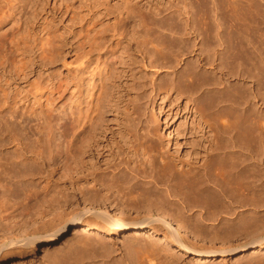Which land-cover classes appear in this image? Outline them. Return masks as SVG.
<instances>
[{
	"label": "bare ground",
	"instance_id": "6f19581e",
	"mask_svg": "<svg viewBox=\"0 0 264 264\" xmlns=\"http://www.w3.org/2000/svg\"><path fill=\"white\" fill-rule=\"evenodd\" d=\"M124 1L127 17L121 13L106 26L95 24L72 43L69 114L57 112L55 131L47 137L40 126L33 132L32 123L20 124L26 139L41 135L35 154L13 138L26 165L52 147L67 172L40 192L34 186L40 172H17L26 165L0 156V228H37L2 240L0 264L81 229L86 239L75 241L78 251L102 249L92 259L100 251L115 254L113 239L131 234L121 244L130 250L127 264H183L182 258L215 264L264 252V0ZM26 2L0 0V32L24 27L34 16ZM9 44L0 40V61L9 55L22 67L27 51ZM31 50L35 60L38 45ZM143 105L152 108L155 125L139 137L133 123ZM28 152L35 156L26 157ZM122 164L135 165L128 171L136 181L125 170L115 174ZM7 179L23 183L24 199L15 201L18 194ZM65 207L49 227L35 226ZM77 255L69 264L88 260ZM58 257L49 259L72 260ZM250 264H264V258Z\"/></svg>",
	"mask_w": 264,
	"mask_h": 264
},
{
	"label": "rangeland",
	"instance_id": "374dc122",
	"mask_svg": "<svg viewBox=\"0 0 264 264\" xmlns=\"http://www.w3.org/2000/svg\"><path fill=\"white\" fill-rule=\"evenodd\" d=\"M26 5L27 12H34V16L28 20L26 25L24 27L21 23L13 26L10 25L4 28L2 32H0V40H3L5 42L6 47L9 48V43L12 42L14 43L15 47H18L16 49H21L20 53H22L23 50L27 51L25 54L27 62L22 67L15 66V64L13 63L14 58H11L9 55L7 57H3L5 56V54L1 55L3 59L2 61H0V129L2 130L0 134V156L9 159L10 162L15 161L19 164L24 163L25 165L26 162H23L25 158L24 156H21L22 151L19 150V146L17 145V143L13 142V138L17 137L19 139V144H22L21 146L27 148L29 151H33L35 154L36 152H38V150L36 149L35 141L38 136L41 135L32 137L29 140L26 139L20 128V124L22 122L32 123L31 130L33 132L37 127L40 126L45 130L46 133L43 134V136L47 137V133H49L50 130L55 131V116L57 115V112H65L66 115L70 112V108L72 105V90L68 63H70L71 56L73 55L72 43L78 39L79 35L82 36L79 38H83V36L93 26L97 25L100 27L101 25L106 26L109 23H113L114 18L121 16V13L122 15H124V17H127V14H125L127 13V11L125 9L128 8V5L124 0H27ZM33 44L38 45V53L35 60L31 58L33 54L31 50ZM141 107V112H143V115L139 119V121L136 120L137 122L135 121L133 123L134 130L139 137L145 136L148 128L150 129V127H153L155 125L151 114L152 108L150 106L148 108H145L144 105ZM50 135L52 136V134ZM42 150L44 152L43 156L42 158L38 159V161H29L27 162V165L25 167H20V165H18V167L16 168L17 172H19V168H22L23 170L26 168H33L36 173L40 172V174L37 175L34 180V186H36L40 192H43L44 188L47 185H49L48 187H50L51 189L52 187L54 188V186L56 185L55 182L62 177L64 172H67L66 168H63V164H61V166L59 167L60 163H58V160L55 158L54 153H51L52 147L51 149L44 148ZM32 156L35 155L29 152L26 155V157L28 158ZM121 158L116 160L117 164H119L123 159ZM43 162L44 167H39L43 165ZM134 166L135 165L132 164L129 165L128 168L127 165H124L123 167L122 164L120 170H122L123 173H121L122 171H117V173L115 174H124L126 171L127 173L125 174L126 177L128 176L127 179L130 180L131 177L133 181H136L135 176H133L132 173L129 176V171L131 170L130 167L132 168ZM112 171L110 172L111 174H109V172L107 171L108 175H111L110 178L113 177L112 175L114 174V172L112 174ZM101 173L98 172V176L102 175ZM7 180L8 184H11L15 189L16 195L18 194L17 196L14 195L15 198H17V200L14 198L15 201L19 202L20 199H24V193L21 189L23 183L21 182V184L20 182H18L19 179H14L15 181L10 179ZM137 186L139 188L140 184H137ZM129 188L131 189V187ZM0 193V196H2V194L4 195L3 190L1 189ZM7 194L8 193H5L6 198L8 197ZM5 196H3V198H5ZM50 198H47V200L49 201ZM14 199L12 198L11 200L13 201ZM51 199L47 203L48 205L51 203ZM173 202L175 203V201ZM63 208H60L59 210L57 209L56 212H52L42 220H38L35 226H43V228L41 229H45V226L49 227V225H51V223L53 224V222L55 221L56 215L61 214L64 210L66 211L69 207H65V209ZM106 208L109 209L111 213H115V211H112L110 207L108 208L106 206ZM69 211H67V213ZM125 212L124 213L126 215L131 214L132 216H136V213L133 210L128 211V213L125 210ZM199 213L200 212L195 214V217ZM221 226L222 225L220 224L218 228H220ZM33 227L34 225H29L27 226V228H23V230L21 229V227H17V231L14 229L9 231L7 229L8 227L6 228V226L3 225V227H1L2 229L0 228V242L2 240H8L12 238V236L20 237L25 236V234L29 235L28 233L32 234L37 229L36 227H34L35 230H33ZM82 230L83 229H81L77 235L71 232L70 235L67 236L65 240H63L59 244L52 245L51 247L46 248L48 249V251L46 249H39L37 252H30L22 255L13 254V257L7 258L1 264H52V262L53 264H55L53 260L55 259V256L57 258L59 255L60 258H62L63 256L67 257L69 255L71 259L74 255L75 259V254L77 255V253H79L80 255L78 254L77 256H82V253H84L81 252V249H83L84 247H78L80 248L79 251L77 249V246H75L76 248L74 247V243L77 239H86L83 236ZM88 233H90V235L92 234V232ZM129 235L131 234H128L126 236L128 237ZM141 236L143 237V239L144 237L145 239L148 237L146 232H142ZM95 237L93 235L90 236L92 241H94ZM127 237L120 236L113 239L114 241L112 240L113 243H116L118 248H116V252L114 251L115 254L113 255L107 253L104 255L105 252L100 251L98 255L100 254L102 256L101 253H103V256H97V258L94 257L92 259L91 257L94 256L93 254L95 253V251L100 250L101 248L99 249L96 247L97 249H95V246L90 245L89 247L94 248V250L91 248V251L88 246L87 249L85 247V249H83L82 251H85L86 254L84 253L83 255L86 256L82 257L83 259H86V257L88 256L89 261L84 260L83 263H79L105 264L107 262L106 264H112L115 261V263H118L117 261H121L120 263L127 264L129 262L126 259L129 257L127 253L129 252L128 254H130V250L122 248L123 245H121L123 240L126 241ZM96 240L97 239H95V241ZM117 240L118 242H116ZM202 243H204L205 245H210L207 240H204ZM70 246L74 247L78 251L75 254L71 253L72 256L68 253L74 251L75 249L73 248L71 251L69 249ZM88 249L90 250L88 251ZM124 249L127 251H124ZM171 250L173 252L175 251L172 247L170 248V252ZM97 252L99 251H96V254ZM49 256L50 258L53 257L54 259H49ZM105 256H107L108 258ZM70 257L67 258L71 260ZM82 257H77V259L79 258L78 261ZM65 258L63 259L65 260ZM103 258L104 260H102ZM117 258H119V260ZM122 258L124 260V263L123 260H121ZM253 258H264V252L259 255L248 257H229L226 258V260L220 258L217 259L215 264H250ZM74 259H72L73 261L61 260L65 262V264H69V262H74ZM50 260L52 262H50ZM182 262L183 264H192L193 260L192 258H182Z\"/></svg>",
	"mask_w": 264,
	"mask_h": 264
}]
</instances>
